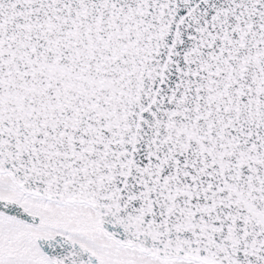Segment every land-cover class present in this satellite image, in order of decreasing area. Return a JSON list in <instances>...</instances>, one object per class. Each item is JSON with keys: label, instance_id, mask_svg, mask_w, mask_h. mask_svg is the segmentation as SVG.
I'll return each instance as SVG.
<instances>
[{"label": "snow or ice", "instance_id": "snow-or-ice-1", "mask_svg": "<svg viewBox=\"0 0 264 264\" xmlns=\"http://www.w3.org/2000/svg\"><path fill=\"white\" fill-rule=\"evenodd\" d=\"M0 264H264V0H0Z\"/></svg>", "mask_w": 264, "mask_h": 264}]
</instances>
